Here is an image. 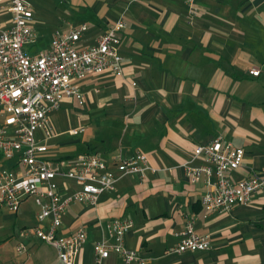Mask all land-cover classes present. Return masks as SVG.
Here are the masks:
<instances>
[{"label":"crops","instance_id":"0c3cea01","mask_svg":"<svg viewBox=\"0 0 264 264\" xmlns=\"http://www.w3.org/2000/svg\"><path fill=\"white\" fill-rule=\"evenodd\" d=\"M25 1L36 36L26 47L31 55L49 47L56 28L84 22L83 44H92L125 17L119 47L124 75L87 76L77 84L83 104L67 98L49 114L53 136L34 134L48 159L68 163L90 152L115 171V157L140 152L155 169L146 170L143 180L138 173L120 176L95 206H68L58 232L82 227L86 234L75 264H95L92 244L116 217L133 221L125 244L147 258L146 264H264L263 194L228 213L205 214L204 178L192 183L182 167L195 145L220 137L244 149L233 179L264 174V0H194L193 13L187 0H39L42 6ZM9 26L7 2L0 0V29ZM56 182L61 194L78 188L65 177ZM190 219L210 249L165 254ZM18 240L28 246L27 264H62L51 246L20 234ZM13 252L10 263L17 259ZM100 264L123 263L111 253Z\"/></svg>","mask_w":264,"mask_h":264},{"label":"built area","instance_id":"2783aa9c","mask_svg":"<svg viewBox=\"0 0 264 264\" xmlns=\"http://www.w3.org/2000/svg\"><path fill=\"white\" fill-rule=\"evenodd\" d=\"M187 1L193 13L194 0ZM7 10L10 26L0 29V208L16 214L25 201L32 199L38 207L36 225L22 228L20 236L51 246L62 264H75L86 234L82 227L69 234L58 232L68 206L74 202L95 206L99 195L112 189L120 176L138 173L143 180L146 170L155 169L140 152L129 158L115 157V171L102 157L90 152L77 154L68 163L54 164L46 156L47 147L34 134L42 130L43 139L53 136L49 114L59 109L64 99L74 98L83 104L77 84L87 76L124 75L119 47L125 17L121 14L92 44H83L87 30L84 22L56 28L49 47L31 55L26 47L35 42L36 36L30 25V6L25 0H7ZM248 73L257 76L259 70L250 69ZM79 130L83 128L70 132ZM243 158L242 147L217 137L195 145L190 159L182 163L190 182L204 178L207 188L200 203L205 214L228 213L235 205L252 203L262 194L264 200V174L254 172L242 179L232 178L231 172L241 166ZM58 176L71 180L78 188L61 194ZM132 226L131 219L119 217L104 225V235L92 244L95 264L111 253L123 264H146L147 258L125 244ZM175 235L176 245L166 249L165 254L210 249L207 237L194 231L191 219ZM14 251L17 259L10 264L28 263L29 250L24 241L18 240Z\"/></svg>","mask_w":264,"mask_h":264},{"label":"rangeland","instance_id":"374dc122","mask_svg":"<svg viewBox=\"0 0 264 264\" xmlns=\"http://www.w3.org/2000/svg\"><path fill=\"white\" fill-rule=\"evenodd\" d=\"M35 2L42 3L39 0H34ZM52 2L56 0H51ZM6 3L7 0H2ZM51 5V2H49ZM71 104L65 103L64 105ZM68 108V107H65ZM61 121L59 117V122ZM64 129H67V124L64 120L61 121ZM38 212V207L34 204L32 199L25 201L17 213H11L6 207L0 208V239H6L0 244V264H9L13 259L14 247L16 242V237L18 238L19 232L23 227H32L36 225V213ZM14 236V237H12ZM35 241L39 242L37 239ZM45 247V246H44ZM47 248V247H46ZM52 253L50 248H47Z\"/></svg>","mask_w":264,"mask_h":264},{"label":"trees","instance_id":"16d2710c","mask_svg":"<svg viewBox=\"0 0 264 264\" xmlns=\"http://www.w3.org/2000/svg\"><path fill=\"white\" fill-rule=\"evenodd\" d=\"M6 239H0V244L3 243Z\"/></svg>","mask_w":264,"mask_h":264}]
</instances>
